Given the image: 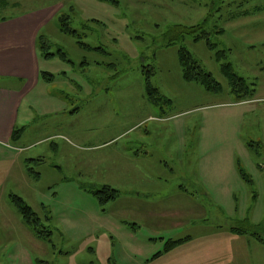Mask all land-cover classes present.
Instances as JSON below:
<instances>
[{
    "label": "rangeland",
    "instance_id": "1",
    "mask_svg": "<svg viewBox=\"0 0 264 264\" xmlns=\"http://www.w3.org/2000/svg\"><path fill=\"white\" fill-rule=\"evenodd\" d=\"M8 1L0 17L30 14L54 54L39 51V63L54 75L47 90L59 103L43 114L32 93L36 120L27 125L42 120L50 132L29 133L21 153L0 145V157L22 163L0 189V264H153L170 240L264 223V0ZM204 31L211 48L197 37ZM182 47L220 92L183 79ZM225 63L255 88L248 101L231 91ZM146 67L163 96L156 105ZM32 158L34 178L23 164ZM104 186L118 190L105 204L96 195ZM10 192L40 215L49 240L25 224ZM254 242L248 255L264 264ZM221 243L209 241L207 255L222 254Z\"/></svg>",
    "mask_w": 264,
    "mask_h": 264
},
{
    "label": "crops",
    "instance_id": "2",
    "mask_svg": "<svg viewBox=\"0 0 264 264\" xmlns=\"http://www.w3.org/2000/svg\"><path fill=\"white\" fill-rule=\"evenodd\" d=\"M13 4L14 2L11 3L8 0H0L1 9H5L8 6L12 7L10 5ZM28 16L30 14L0 17V145L13 149L18 153H21L23 149L30 148L32 145H17L29 133L35 131L38 135L42 131L49 133L51 129L42 120H40L39 127L37 124L27 125V122L36 120L32 112L33 104L27 101L28 97L32 93L38 92V102L42 103L40 108L44 106L45 110L42 109V112L46 115H51V113L55 112L56 109L53 102H58L57 97L47 90V84L53 82L54 75L50 77L49 74L51 73L43 70L39 63V51L41 54L43 53L46 59L51 58V56L46 55V53H50L48 46L39 41L43 40L41 39L43 37L37 35L36 31L34 33L29 20L31 18ZM7 80L10 83L6 84ZM76 112L72 115L76 114ZM17 130H22V133L18 139H15L13 138V133ZM53 132L54 129L52 134ZM52 134L42 137L38 143L47 141L52 137ZM136 153L142 154L144 157L143 151H137ZM20 159V157L16 156L0 157V189L4 184L11 181L8 174L12 169L16 168L17 162L19 163L18 170L21 171L22 163ZM29 160L25 159L23 164L27 174L33 177V173L28 169L30 168L29 163L37 159L32 158L31 161ZM141 168L144 167L141 165ZM38 178L36 177V179ZM11 194L19 195L15 192H10L8 196L10 197ZM1 196L3 197L4 195ZM230 228L221 227L220 229H215L213 232L206 234V236L203 235L204 237L200 240L195 239L193 236H188L185 242L154 259L153 264H257L248 255V247H255L254 241L256 240L248 234H237L231 231ZM209 241H216L217 243L221 241L222 243L218 244V247H222V254L218 252L215 257L208 256ZM225 253L228 256H224ZM22 260L29 261V257H23Z\"/></svg>",
    "mask_w": 264,
    "mask_h": 264
},
{
    "label": "trees",
    "instance_id": "3",
    "mask_svg": "<svg viewBox=\"0 0 264 264\" xmlns=\"http://www.w3.org/2000/svg\"><path fill=\"white\" fill-rule=\"evenodd\" d=\"M104 1H110L112 3H118V0H104ZM61 21L65 23L66 19L64 20L63 17H60ZM178 28H181V34L183 32H197L199 31L202 26H192V27H184L179 26ZM62 31H70V29L61 28ZM198 38H205L208 41V45L211 48L213 44L209 40V36L207 32H202L197 35ZM43 42V41H42ZM223 52V51H222ZM224 53V52H223ZM47 56H54L53 53H46ZM61 57H63L65 60H67V57L65 53L62 51L60 52ZM179 61L182 67V74L185 81L190 83H198L202 85L206 90L210 92L218 93L222 90V84L217 81L212 73L207 72L204 70V68L200 65L197 59H195L190 51H188L186 48L182 47L179 50ZM145 90L146 94L148 96V99L153 104H158L159 100L163 99V96L159 93V90L154 87L152 83V76L154 74L153 68H147L145 69ZM222 73L225 75V77L228 80L229 86L231 88V91L235 93L240 101L251 99L255 94V88L252 86V84H247L246 80L243 77H240L234 70L230 63H225L222 66ZM50 77H53V74H49ZM252 96V97H251ZM170 101V100H168ZM22 133V130L14 131L13 138L18 139ZM31 173H33L32 168H28ZM243 178L250 181L248 179V176L244 173H242ZM99 194H104V196H99ZM118 194V190L111 188L110 186H104L103 190H99L96 192V195H98L100 202L105 204L109 200L114 199L116 195ZM10 200L12 204L15 206L25 223L30 226L33 231L35 232L36 236L39 239L42 240H49V236L51 235V231L47 229V227L43 224V221L40 217V215L34 210V208L26 202V200L16 194L10 195ZM257 228H260L261 231L256 230ZM231 231L237 233V234H248L251 237H253L256 241H258L261 244H264V223L263 224H256L251 225L250 228L245 227H239V226H232ZM187 238L184 239H178V240H170L166 247L162 250L157 252L151 259L154 260L156 258H159L163 254L171 251L178 245L185 242Z\"/></svg>",
    "mask_w": 264,
    "mask_h": 264
}]
</instances>
